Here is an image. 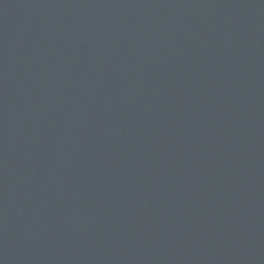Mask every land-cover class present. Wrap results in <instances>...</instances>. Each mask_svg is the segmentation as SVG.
Returning <instances> with one entry per match:
<instances>
[{
	"label": "water",
	"instance_id": "95a60500",
	"mask_svg": "<svg viewBox=\"0 0 264 264\" xmlns=\"http://www.w3.org/2000/svg\"><path fill=\"white\" fill-rule=\"evenodd\" d=\"M0 264H264V0H0Z\"/></svg>",
	"mask_w": 264,
	"mask_h": 264
}]
</instances>
